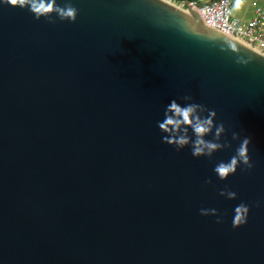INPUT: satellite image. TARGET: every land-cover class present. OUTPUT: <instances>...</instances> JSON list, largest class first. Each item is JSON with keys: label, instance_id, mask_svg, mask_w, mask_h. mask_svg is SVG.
<instances>
[{"label": "water", "instance_id": "obj_1", "mask_svg": "<svg viewBox=\"0 0 264 264\" xmlns=\"http://www.w3.org/2000/svg\"><path fill=\"white\" fill-rule=\"evenodd\" d=\"M75 3V23L0 8V264H264V56L189 5ZM184 95L251 137V171L216 178L235 142L213 161L162 142Z\"/></svg>", "mask_w": 264, "mask_h": 264}, {"label": "clouds", "instance_id": "obj_2", "mask_svg": "<svg viewBox=\"0 0 264 264\" xmlns=\"http://www.w3.org/2000/svg\"><path fill=\"white\" fill-rule=\"evenodd\" d=\"M19 8L29 11L39 21L46 20L55 24L57 19L61 22L75 23L79 16V8L75 0H0V8ZM218 114L215 109L194 101L191 95H184L179 100L172 99L164 108L163 119L157 121V127L162 136V142L175 148L178 152L190 149L194 158H207L214 160L220 151H231L233 143L237 147L228 160L214 162L213 172L220 181H227L235 175L238 169L251 171L254 164L249 154L252 144L250 136L241 137L240 133L233 131L231 139L228 138V129L224 122H217ZM209 178L206 184L211 185ZM219 195L228 200H237L238 193L227 185L219 190ZM257 208L264 206V200L255 202ZM251 206L240 202L234 208L232 217L233 229H239L248 223ZM202 216H213L217 224H223L222 214L215 208L200 209Z\"/></svg>", "mask_w": 264, "mask_h": 264}, {"label": "built area", "instance_id": "obj_3", "mask_svg": "<svg viewBox=\"0 0 264 264\" xmlns=\"http://www.w3.org/2000/svg\"><path fill=\"white\" fill-rule=\"evenodd\" d=\"M186 10L189 5L209 27L227 35L264 56V9L257 8L250 21L232 17V0H167Z\"/></svg>", "mask_w": 264, "mask_h": 264}, {"label": "rangeland", "instance_id": "obj_4", "mask_svg": "<svg viewBox=\"0 0 264 264\" xmlns=\"http://www.w3.org/2000/svg\"><path fill=\"white\" fill-rule=\"evenodd\" d=\"M257 8L264 9V0H232V17L247 22Z\"/></svg>", "mask_w": 264, "mask_h": 264}, {"label": "crops", "instance_id": "obj_5", "mask_svg": "<svg viewBox=\"0 0 264 264\" xmlns=\"http://www.w3.org/2000/svg\"><path fill=\"white\" fill-rule=\"evenodd\" d=\"M177 2H185V1H184V0H181V1H177ZM253 16H254V15H253ZM252 18H253V17H252ZM252 18H251V19H252ZM251 19H250V20H251ZM250 20H249V21H250Z\"/></svg>", "mask_w": 264, "mask_h": 264}, {"label": "trees", "instance_id": "obj_6", "mask_svg": "<svg viewBox=\"0 0 264 264\" xmlns=\"http://www.w3.org/2000/svg\"><path fill=\"white\" fill-rule=\"evenodd\" d=\"M176 1H181V0H176Z\"/></svg>", "mask_w": 264, "mask_h": 264}]
</instances>
